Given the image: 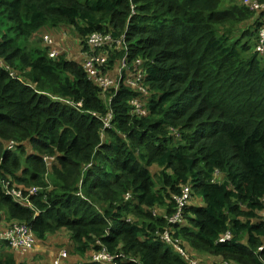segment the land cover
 <instances>
[{
    "label": "trees",
    "instance_id": "obj_1",
    "mask_svg": "<svg viewBox=\"0 0 264 264\" xmlns=\"http://www.w3.org/2000/svg\"><path fill=\"white\" fill-rule=\"evenodd\" d=\"M54 27L82 51L93 33L122 38L102 70L123 53L129 69L105 104L81 61L49 57ZM263 28L264 11L237 0H0V178L37 188L31 209L0 185V214L37 241L66 229L77 264L102 248L117 264H189L165 232L203 264H264V63L247 55ZM8 246L0 264H16Z\"/></svg>",
    "mask_w": 264,
    "mask_h": 264
},
{
    "label": "built area",
    "instance_id": "obj_2",
    "mask_svg": "<svg viewBox=\"0 0 264 264\" xmlns=\"http://www.w3.org/2000/svg\"><path fill=\"white\" fill-rule=\"evenodd\" d=\"M243 5L247 6L251 10L255 11H264V3H259L258 0L250 1V0H244ZM260 40L259 43L256 44V47L254 48L257 50L258 55L264 56V28L260 30ZM45 43L49 46H51V49L48 51V55L51 58H55L58 55V51L56 48L52 47V39L45 35L43 37ZM122 38L120 39H114L110 34H100V33H93L91 34L87 40H86V46L87 49L85 52L87 54V57L85 58L84 64H82L83 69L86 73L87 78L93 82V84L100 86L103 91V87H106L107 84L103 81L101 77V70L102 67L105 66L108 59V51L106 50V46H112L113 44L121 45ZM95 49L99 50V54H95ZM122 65L126 66V69H129L128 61H127V55L122 54V56L119 59V62ZM140 60L136 62V65H139ZM3 68L8 72V74L16 79H19L23 82L21 77H18L16 75L15 70H13L8 64L3 65ZM128 75V74H127ZM140 75H137L136 77H132V81H127L129 83V86H136L137 81L139 80ZM27 84V83H25ZM31 86L30 84H27ZM141 91H144L143 88H139ZM105 92V91H103ZM110 98H108V101ZM66 103H69L73 106V103L71 101L64 100ZM131 101H136V103L132 105V112L137 113L139 115H145V109L142 106V104H139L138 99H134ZM75 106L77 109L81 106V103H76ZM92 115H97L96 112H91ZM103 121V129L108 128L111 126L110 120H111V113L108 115L101 117ZM13 144V143H12ZM11 148V147H8ZM0 185L5 189L6 193L11 195L12 198L19 203L20 205L24 207H28L33 209L32 203L30 201V196L28 194H35L37 192L36 187H31L29 189H26L28 191V194H24V191L22 189L15 186V184L12 183L10 179H1L0 178ZM189 190L188 188H185L183 190V194L180 197H177L178 201V209L176 213L169 218V221L171 223H178L181 220V209L180 207L187 202L189 197ZM264 202V199H263ZM262 221H264V210L261 212ZM230 239V234H224L220 241H227ZM162 240L166 243H170L172 247L175 249V251L186 261H188L189 264H203L199 261H197L192 254L187 253L185 249H183L177 241L173 240L172 237L165 232L162 235ZM37 239L35 234L31 231V229L26 225L22 224L20 222L13 221L7 225H5V229L0 230V242H5L7 245H9L14 250H27L33 245H35ZM93 261L96 263H103V264H117L116 261H114V258L111 254L105 251L104 248L100 249V251L93 255Z\"/></svg>",
    "mask_w": 264,
    "mask_h": 264
},
{
    "label": "rangeland",
    "instance_id": "obj_3",
    "mask_svg": "<svg viewBox=\"0 0 264 264\" xmlns=\"http://www.w3.org/2000/svg\"><path fill=\"white\" fill-rule=\"evenodd\" d=\"M250 1H254V0H250ZM239 2L242 4V3H244V0H237L238 4H239ZM242 26L249 27L250 25L248 23H243ZM2 29L3 30L5 29L4 25L2 26ZM250 29H253V28L251 27ZM43 33H45V34H43ZM239 33H240L239 31L235 30V31H233L232 36H236ZM42 34H43V37L45 35H48L52 39L53 43L58 45L56 47V49L59 51V54L60 53L64 54L66 58L75 59V60L81 61V64H84L85 58L87 57V54H86L85 51H82V46L79 43V40L77 39L76 35L72 31L71 32L65 31V29H63L62 27H54V28H46L45 30L42 31ZM242 41H244V39ZM247 42H248V44L250 46V49L247 52V55H248V54L254 53L255 49H254V41H253V39H249V40H247ZM53 43H52V45H53ZM39 47H41V48L44 47V44H42L40 42V39H39ZM94 51H95V54H99L100 53L98 49H95ZM120 57L118 58L117 63L113 66L114 70L112 68H111V70H105V71L101 70V72H100L101 77H102L103 81L107 84L106 87H103V91H106L108 88L109 89H116V87L118 85V80L120 78V75L118 73L122 74L124 72V70L126 69L125 65H122V64L118 63ZM257 59L259 60V62L261 64L264 63V56L257 55ZM125 80L126 81H128V80L132 81L131 78H126ZM24 81H25V83L30 84L32 86V88H35V85L32 84L31 82H29L27 80H24ZM126 83H127V85H129L128 82H126ZM103 91L101 92V98L103 99V102L105 104L108 101V97L105 94L103 95ZM52 98L58 100L59 97L52 96ZM132 100H134V99H132ZM129 102H132L133 105L136 103V101H131V100ZM142 103H143V101L140 99L139 104L141 105ZM109 127H111V126H109ZM104 139H106L105 136L102 138V141ZM12 146H13V144H12V142H10L8 147H12ZM12 149L15 150L14 147H12ZM192 193L195 195L193 197L194 201L200 199V197L196 195L197 193H196L195 189L192 190ZM193 200H191V202L195 203V202H193ZM54 241H50V242L54 243ZM52 254L54 256L56 255V253H52ZM62 255H63V252H61V257H62ZM198 256L201 258L200 255H198ZM47 258L48 257H46V259ZM56 262H58V259L55 260V263ZM62 262H63V259L61 260L60 264ZM99 264H103V263H99Z\"/></svg>",
    "mask_w": 264,
    "mask_h": 264
},
{
    "label": "crops",
    "instance_id": "obj_4",
    "mask_svg": "<svg viewBox=\"0 0 264 264\" xmlns=\"http://www.w3.org/2000/svg\"><path fill=\"white\" fill-rule=\"evenodd\" d=\"M196 202L198 203L199 200H196ZM11 222L13 221H7L4 215L2 213L0 214L1 230L5 229V225ZM50 241H54V243ZM2 244L7 243L0 242V245ZM8 251L14 254L16 264H60L62 259L63 262L61 264H77V257L74 255L71 236L66 229H60L53 234L47 235L45 239H38L35 245L27 250H14L11 248ZM61 252H63L62 257ZM52 253H56V255L54 256ZM203 256L205 258L206 255ZM46 257L48 258L46 259ZM56 259H58V262L55 263Z\"/></svg>",
    "mask_w": 264,
    "mask_h": 264
}]
</instances>
